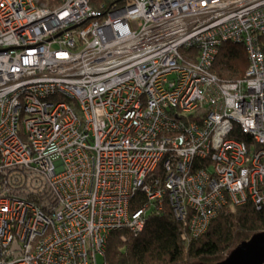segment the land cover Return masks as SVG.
Instances as JSON below:
<instances>
[{
    "label": "built area",
    "instance_id": "1",
    "mask_svg": "<svg viewBox=\"0 0 264 264\" xmlns=\"http://www.w3.org/2000/svg\"><path fill=\"white\" fill-rule=\"evenodd\" d=\"M97 1L0 0V264H108L164 196L193 237L264 206V0Z\"/></svg>",
    "mask_w": 264,
    "mask_h": 264
},
{
    "label": "trees",
    "instance_id": "2",
    "mask_svg": "<svg viewBox=\"0 0 264 264\" xmlns=\"http://www.w3.org/2000/svg\"><path fill=\"white\" fill-rule=\"evenodd\" d=\"M102 1L92 3L96 6ZM217 49L212 72L225 82L243 79L249 67L245 45L230 40L219 44ZM238 133L236 138L253 146L250 136ZM161 175L159 167L153 176ZM163 198L161 209L159 206L151 209L141 233L135 234L127 229L111 233L104 255L108 264H222L239 244L264 232V206L258 210L248 202L234 213L218 212L208 231L200 237H193L185 223L176 219L169 198ZM147 201L144 194L138 192L135 207H142ZM183 234L187 236L186 240Z\"/></svg>",
    "mask_w": 264,
    "mask_h": 264
},
{
    "label": "water",
    "instance_id": "3",
    "mask_svg": "<svg viewBox=\"0 0 264 264\" xmlns=\"http://www.w3.org/2000/svg\"><path fill=\"white\" fill-rule=\"evenodd\" d=\"M222 264H264V232L230 251Z\"/></svg>",
    "mask_w": 264,
    "mask_h": 264
},
{
    "label": "rangeland",
    "instance_id": "4",
    "mask_svg": "<svg viewBox=\"0 0 264 264\" xmlns=\"http://www.w3.org/2000/svg\"><path fill=\"white\" fill-rule=\"evenodd\" d=\"M98 262H99V264H101L103 262L102 258L98 257Z\"/></svg>",
    "mask_w": 264,
    "mask_h": 264
}]
</instances>
